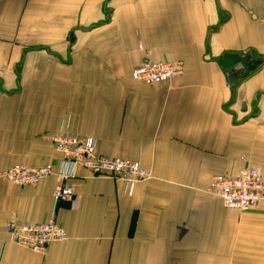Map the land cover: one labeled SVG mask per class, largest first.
<instances>
[{
  "label": "crops",
  "instance_id": "1",
  "mask_svg": "<svg viewBox=\"0 0 264 264\" xmlns=\"http://www.w3.org/2000/svg\"><path fill=\"white\" fill-rule=\"evenodd\" d=\"M247 54L260 62L241 78ZM147 61L185 70L148 85L132 77ZM61 128L152 178L0 182V264H264V204L208 191L249 165L264 179V0H0V169L58 171ZM63 183L75 194L56 202ZM52 214L67 239L45 253L6 230Z\"/></svg>",
  "mask_w": 264,
  "mask_h": 264
},
{
  "label": "built area",
  "instance_id": "2",
  "mask_svg": "<svg viewBox=\"0 0 264 264\" xmlns=\"http://www.w3.org/2000/svg\"><path fill=\"white\" fill-rule=\"evenodd\" d=\"M245 67L242 62L241 68ZM184 70L183 61H147L133 70L132 77L154 85L170 82L181 76ZM53 142L56 151L61 155L58 171L52 164L39 167L14 165L0 169V182L33 186L54 173L64 182L76 175L78 167L88 169L95 176L124 181L129 187L152 178L150 170L139 161L98 154L97 141L93 137L70 134L61 128L54 135ZM208 191L220 198L227 208L241 212L249 211L258 204H264L262 170L258 166L249 165L232 176L216 174L209 184ZM74 194V188L66 183L59 184L53 190L56 202L68 200ZM6 230L16 244L40 253H45L52 242L67 239L65 228L57 222L54 214L37 224L11 221L6 225Z\"/></svg>",
  "mask_w": 264,
  "mask_h": 264
},
{
  "label": "water",
  "instance_id": "3",
  "mask_svg": "<svg viewBox=\"0 0 264 264\" xmlns=\"http://www.w3.org/2000/svg\"><path fill=\"white\" fill-rule=\"evenodd\" d=\"M259 60H257L256 58L252 57L251 55L247 56L244 59V64H245V68H242V70H240L239 72H237V74L241 75L243 74L246 70H253L255 69V67L259 64ZM237 74H235V69L229 70V75L231 77H233L234 75L237 76Z\"/></svg>",
  "mask_w": 264,
  "mask_h": 264
},
{
  "label": "trees",
  "instance_id": "4",
  "mask_svg": "<svg viewBox=\"0 0 264 264\" xmlns=\"http://www.w3.org/2000/svg\"><path fill=\"white\" fill-rule=\"evenodd\" d=\"M247 56H249L248 54H247ZM245 59V58H244ZM257 67V66H256ZM255 67V68H256ZM253 70H255V69H253ZM253 70H247V71H245L243 74H241L240 76H241V78L242 77H244L246 74H248L249 72H252Z\"/></svg>",
  "mask_w": 264,
  "mask_h": 264
}]
</instances>
